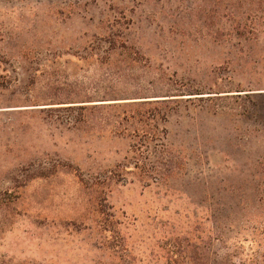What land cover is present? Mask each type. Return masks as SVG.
I'll return each instance as SVG.
<instances>
[{"label": "rangeland", "instance_id": "1", "mask_svg": "<svg viewBox=\"0 0 264 264\" xmlns=\"http://www.w3.org/2000/svg\"><path fill=\"white\" fill-rule=\"evenodd\" d=\"M0 264H264V0H0Z\"/></svg>", "mask_w": 264, "mask_h": 264}, {"label": "trees", "instance_id": "2", "mask_svg": "<svg viewBox=\"0 0 264 264\" xmlns=\"http://www.w3.org/2000/svg\"><path fill=\"white\" fill-rule=\"evenodd\" d=\"M170 99H162V100H146V99H144V100H141V101H135V102H133L134 104H131V105H138V106H146V105H149V104H154V103H158V104H160V103H168V101H169ZM113 105H118V106H120L121 104H113ZM81 107V109H85V107L84 106H80ZM152 117H153V120L154 119H156V116L152 113ZM133 118V120H132V122L134 123H137L139 120L140 121H142V122H145V124H146V122L148 121V120H150V117H148V116H144V115H142L141 114V117L139 118V120L138 121H135L136 120V116H132L131 115V119ZM163 118L165 119V116H163ZM123 119H129L128 118V116H125V117H123L122 118V120ZM145 135H150L151 137H153V138H151V139H154V136H156V134L155 133H153V132H147V130H145L144 132H143ZM137 163H138V160H137Z\"/></svg>", "mask_w": 264, "mask_h": 264}]
</instances>
